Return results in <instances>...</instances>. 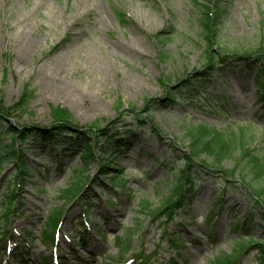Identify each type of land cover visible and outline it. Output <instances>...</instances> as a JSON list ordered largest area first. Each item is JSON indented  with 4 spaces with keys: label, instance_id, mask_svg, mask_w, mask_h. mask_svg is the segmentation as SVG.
<instances>
[{
    "label": "rangeland",
    "instance_id": "obj_1",
    "mask_svg": "<svg viewBox=\"0 0 264 264\" xmlns=\"http://www.w3.org/2000/svg\"><path fill=\"white\" fill-rule=\"evenodd\" d=\"M224 7L212 43L201 33L199 8L192 0H0V106L7 109V119L16 127L50 128L56 122L52 109L59 108L70 116L69 125L106 134L93 146L96 161L86 169L73 154L76 146H43L38 137L19 144L30 169L16 189V210L8 221L3 214L14 163H3L0 237L8 229L18 241L9 244L11 255L0 257V264H44L47 258L46 264H224L235 255V238L264 244L258 214L251 239L234 226L237 221L251 224L245 220L249 198L229 186L218 203L223 183L209 173H198L194 202L173 221L148 211L162 207L175 183L177 174L164 162L181 166L179 151L193 149L190 132L200 126H214L227 138L235 134L219 166L207 154L200 159L212 167H235L237 178L244 174L264 190V177L255 178L248 170L253 158L264 164V93L256 84L258 73L231 57L264 45V0H224ZM213 50L226 62H219L198 90L181 86L192 72L207 68ZM25 88L29 99L20 106L16 102ZM198 91L200 98L192 101L189 97ZM209 95L219 98L209 102ZM217 103L223 107L212 110ZM135 116L152 119L163 138L148 125H134ZM0 133L4 143L11 142ZM109 136L128 140L130 146L124 145L120 156L111 149L103 153ZM97 157L110 164L111 173ZM121 172L124 185L112 187L111 176ZM86 176V190L65 198L64 190L84 183ZM145 200L151 203L148 210ZM57 208L62 216L53 248L39 239L46 217ZM129 231L132 245L122 253L115 240L120 236L127 242ZM164 233L177 235L183 249L170 248ZM261 259L255 248L234 264H261Z\"/></svg>",
    "mask_w": 264,
    "mask_h": 264
},
{
    "label": "trees",
    "instance_id": "obj_2",
    "mask_svg": "<svg viewBox=\"0 0 264 264\" xmlns=\"http://www.w3.org/2000/svg\"><path fill=\"white\" fill-rule=\"evenodd\" d=\"M192 1L199 8V23L201 27V33L208 42L213 43L220 28L221 20L225 14L224 0ZM221 48L223 52H226L227 49L225 47ZM231 57L234 60L245 61V68L254 70L258 73L256 77V84L260 89L261 94L264 93V45H257L254 48L253 52H233ZM209 59L210 60L208 62L207 68H205L203 71L192 72L191 75L186 78V80L181 81V86L185 85V88L187 90H191V92L198 90V86L200 85V83H202L204 80H208L206 76L210 75L211 70L215 71L217 68L216 66L219 62H226L225 56H222L216 51L214 52V50L211 52ZM206 86L208 85L205 84V87ZM178 92L181 93L179 90ZM28 95V90L27 88H25L16 103L18 105L20 104V106L25 105L29 99ZM200 96L201 92L198 91V94L191 95L189 98L193 101L200 98ZM169 98L170 100L172 99V101H175V98H177V95L175 96L170 93V89ZM217 98L219 97L206 96V100L209 102H215ZM198 103L203 107L201 102H197V104ZM222 107L223 106L221 104L217 103V105L212 107V110L218 108L221 109ZM6 111L7 109L0 106V132L3 131V133H5L7 136H10L11 139L10 143H4L5 140L3 138L6 137H2V139H0V167L3 166V163L5 161H11L14 163L12 173L13 176L12 174H10L9 176L10 191L7 193L8 201L5 207V212L3 214V217L8 221L9 215L16 210L13 207L17 199L16 189H18L17 187L20 183H25V181L27 180L25 175L28 174V171L30 169L28 161L25 157V148H23V146H20L19 144H23L24 141L32 137H38V142L40 144H43V146L51 147L58 146V144H60L66 150L74 149V147L76 146V151H74L73 154L78 153L79 157L82 159V167L86 169L92 162L96 161V155L92 150L93 146L98 144L100 137L105 136L106 134L103 133V130H96V128L93 127L78 128L77 126L75 127L69 125L68 121L70 120V116H68L65 110L59 108L52 109V114L56 122L50 128H40L37 126H27L25 128L16 127L7 119L9 117V114ZM132 123L141 127H146L148 125L153 133L157 134L160 139L163 138L160 129L156 127L153 120H150L148 117L146 119H141L140 117L135 116ZM212 129H214L213 132ZM241 131L243 130L241 129ZM126 132L132 133V129H129ZM0 135L2 134L0 133ZM190 136H192L191 144L193 146V149L186 152L179 151L181 155H178V158H180L181 160V166H174V162L172 160L165 161L163 164L171 173L177 174L176 178L174 179L175 183L172 186L171 194L166 197L161 208L148 210L151 203H149L148 200H145L143 203L144 209H147L153 217L158 216L160 213H165L169 220L173 221L174 215L180 209L185 210L187 206H190L194 202L196 191L198 190V187L200 185V178L198 176V173H209L211 175H216L217 177H219L221 182L223 183L222 189L219 191L218 195H216L218 203L224 197L225 191L229 186L234 188V190L239 192L241 195H245L249 198L251 206L248 208V211L245 214V220H249L251 224L247 223V225L241 226L239 224L240 222L237 221L235 222L234 226L235 228L240 227L242 231L248 233L246 235H248L249 239H251L250 233L254 227V214H258L264 222V190L261 187L254 186L252 181H246L243 176L244 174L242 175V179L237 178V176H239V173L237 172V169L235 167L233 169H224L221 166L212 167L205 161L200 159L201 154H207L209 156H212L216 165L219 166L222 161L223 155L231 150L235 142V134L233 133L231 138H227L226 134L216 129L214 126L210 128L208 126H200L199 128H197L196 132H190ZM123 140L124 139L115 140L113 136L106 137V146L108 147H102V152L105 153L111 149L116 154V156H120L124 151L123 146H130L128 140L127 142ZM66 145H70L71 147L69 146L66 148ZM170 146L173 148V150L178 151L177 145L173 142L170 144ZM97 160L106 173L109 169L111 170L109 163V165L103 163L104 161H102V159L98 157ZM61 167L62 166H60V169ZM248 170L254 174L255 178L258 177L262 179L264 177V164H262L258 158H253V160L248 163ZM108 173H111V171H109ZM123 174L124 172H121L120 174H113L111 176L110 181L112 187H114V185L116 184L122 186L124 185L123 182L119 181V177L123 176ZM11 177L14 179L16 178L19 181L13 183L14 179H11ZM87 177L88 176L81 179V181L84 180V183H80L79 181H77L74 183V186L72 188L64 190V197L71 199L76 193L82 190H86L87 187L85 189L83 188L85 186V178L88 179ZM115 187L117 188V186ZM82 195H84L83 192ZM84 205L90 206L91 203L90 201L86 200ZM88 209L89 208L87 207L83 209L82 216H85L87 214ZM61 216V210L57 208L53 212H50V214L46 217L44 226L40 231L41 236L39 240L42 244L46 246H54L56 244L55 239L57 238V235L60 231ZM3 236L5 238L0 237V256L7 254V244H9L11 241H17L12 238V233H9L8 229L5 231V234ZM125 237L127 239V242H124V240L120 236L115 240V244L119 245V249L122 253L128 251L131 248V231H129ZM85 238V234H83L81 237V241H84ZM163 239H167L170 241V248L174 250L183 249V246L180 245V238L177 235L164 233ZM236 240V251H234L235 255L233 256V259H230L224 264H234V262H236L243 253H249L255 248H257V252L262 257L261 264H264L263 242H256L254 240H249L248 242L244 240V236L239 237ZM146 261L148 262L149 260Z\"/></svg>",
    "mask_w": 264,
    "mask_h": 264
}]
</instances>
